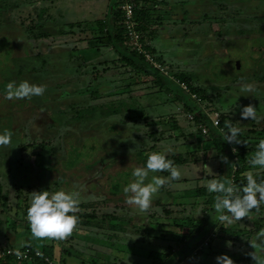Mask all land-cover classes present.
Returning a JSON list of instances; mask_svg holds the SVG:
<instances>
[{
  "label": "rangeland",
  "instance_id": "rangeland-1",
  "mask_svg": "<svg viewBox=\"0 0 264 264\" xmlns=\"http://www.w3.org/2000/svg\"><path fill=\"white\" fill-rule=\"evenodd\" d=\"M112 2L0 0V132L11 133L10 143L0 148L16 152L17 167L30 162L34 179L50 175L45 183L51 187L46 189L50 193L87 187L86 191L77 190L80 202L112 197L97 209L99 215H108L99 219V226L84 227L77 222L64 239L32 238L20 249L36 247L41 251L53 244L56 264H96L99 259L115 264H155L154 254L169 252L171 264H217L215 258L221 254L236 264L255 251L248 239L258 231V219L263 220L264 228V212L253 209L251 218L219 221L212 203H204L203 197L177 194L206 189L207 181L219 175V159L208 143V132L203 131L206 128L197 123L196 113L203 111L212 120L224 116L234 122L242 130L239 136L247 142L243 141L247 149L255 151L258 140L264 138V0H128L132 6L137 3L131 18L133 33L121 6L126 39L118 49L102 33L100 24H114ZM12 5L20 7L12 10ZM43 7L49 8L40 22L49 35L34 37L18 20L28 13L37 17ZM135 11L149 14L147 33L137 31ZM165 28L173 31V37L161 36ZM129 51L143 56L149 66L134 70L126 65L123 52ZM154 69L164 76V84L156 79ZM22 80L44 85L43 95L4 99V85ZM241 82L251 83L253 92L241 94ZM192 88L202 89V96ZM178 94L191 98L197 112L190 111ZM249 104L261 119H241L242 107ZM170 145L174 149L170 155L196 150L202 159L189 166L175 165L181 169V178L163 185L148 212L139 213L124 202L122 187L133 179L135 159ZM207 149L212 151L204 159ZM140 151L145 153L139 156ZM3 152L0 159L5 156L9 161ZM253 153L246 155V168L251 167ZM7 166L0 167V195L8 198V206H19L13 207L16 212L12 215L3 212L0 230L13 218L27 220L31 192L41 186L33 178V188L9 179ZM248 171L264 180V170L251 167L245 173ZM156 175L165 176L162 172ZM10 181L15 184L7 183ZM112 185L117 187V195L108 193ZM168 192L179 193L173 197L167 196ZM206 194V198L212 197L207 189ZM189 215L195 218L193 224L202 222L211 230L202 234L196 249L177 260L187 250L181 237L191 232L192 225L180 229L174 218ZM25 222L26 232L11 227L4 235L0 232V249H16L19 241L14 242L13 236L23 237L22 241L24 235L31 236ZM7 258V263L0 260V264H16L15 258Z\"/></svg>",
  "mask_w": 264,
  "mask_h": 264
},
{
  "label": "clouds",
  "instance_id": "clouds-1",
  "mask_svg": "<svg viewBox=\"0 0 264 264\" xmlns=\"http://www.w3.org/2000/svg\"><path fill=\"white\" fill-rule=\"evenodd\" d=\"M44 91V85L30 83L27 80H22L19 83L8 82L3 88L6 100L39 97L43 95ZM252 92L253 85L251 83L241 82V94ZM240 116L241 119H261L257 116V109L251 104L242 107ZM226 128L223 141L241 143L242 140L239 139L241 128L233 124L226 125ZM10 137L11 133L7 130L0 132V145H8ZM173 151L174 149L170 145L163 151L151 152L147 155L143 166L132 169L133 179L122 187L124 202L127 205L132 206L139 213H147L160 188L169 181L181 178V169L166 158V153ZM233 151L235 152L236 149L234 148ZM249 164L253 168L264 170V138L259 139L256 143ZM159 172H167L168 175H156ZM244 180L246 182L239 188L234 187L231 179L212 178L204 185L209 193L219 194L215 196L212 204V210L215 214H219V221H239L240 218L246 216L251 218L249 213L264 204V180H258L253 171L246 172ZM79 203L80 192L77 190L59 189L51 193L47 190L31 192L30 203L26 210L31 238L64 239L70 235L78 222V217L74 213L77 212ZM248 242L255 250L248 253L254 264H264V259H261V256L264 255V228L258 230L251 239H248ZM24 246V241H20L18 247L11 254L18 259L21 258L20 248ZM11 247L14 248V246ZM215 259L217 264H233V260L226 254H221Z\"/></svg>",
  "mask_w": 264,
  "mask_h": 264
},
{
  "label": "trees",
  "instance_id": "trees-1",
  "mask_svg": "<svg viewBox=\"0 0 264 264\" xmlns=\"http://www.w3.org/2000/svg\"><path fill=\"white\" fill-rule=\"evenodd\" d=\"M114 5V9H112L115 14V22L113 25H109L107 22L106 23H100L101 24V29H102V33L107 34V38L109 41H111V43L117 48L119 47V43H122L125 41L126 39V35H125V17L123 15V12L121 10V6L122 4L125 3V0H112ZM136 4L133 5V8L135 10L136 8ZM13 7L11 8L16 9L17 7H20L19 5H12ZM47 8L49 7H43L40 8L37 17L33 18L31 16V13H28L26 15V17L23 20H18L20 21L21 24V28H24L25 30H27L29 33H31V35H33L34 37H39V36H47L49 35V31H46V29L44 28L43 24L40 22L41 19L44 18V15L47 11ZM2 11L4 12L5 9L2 8ZM10 16V14H9ZM3 18V16H2ZM134 20L138 22L137 25V31L140 33H147L148 31V24H150V16L148 13L146 12H138L135 11L134 12ZM2 21H5V18H3ZM12 21L18 25V23H16L13 19ZM120 22V24H118ZM123 21V22H122ZM36 25V26H35ZM31 26H35V27H31ZM38 32V33H37ZM128 37V36H127ZM105 39V38H104ZM118 49V48H117ZM123 60H126L128 66L132 67L134 70H143L146 69V66H149V64L144 60L143 56H138L135 54V51H129L124 53L123 52ZM136 56H138V59L136 58ZM140 57V58H139ZM154 74L157 77V80H160L159 83H163V81H166L164 76L160 73L159 70L154 69ZM180 77L184 80L185 77L183 75H180ZM143 79V77H142ZM144 80V79H143ZM145 82L147 80H144ZM168 81V80H167ZM169 88H172L171 86H169ZM178 91L176 88L173 87V91ZM192 90L194 91V93L201 95L203 93L202 89H198V88H192ZM202 96V95H201ZM186 97V96H185ZM183 95L181 96V94L177 95V98L182 100L181 102L185 105H187L190 109V111L192 112H197V107H194V101L189 98L186 97L185 98ZM115 110H113L112 112H114ZM195 118L197 120V123L202 125L203 127L206 128V130H208V136H207V140L209 144H212L214 151H216L217 157L219 159V167H218V171H219V175H218V180H223V179H231V181L233 182L234 187L239 188L242 184H244L246 181L244 180V173L245 171L251 167H247L245 166V162H246V155L249 153L254 152V150L252 149H247L244 145V140L239 136V139H241V143L236 144L235 142H226L223 141V135L224 133L227 131L226 125L228 124H234V122L229 121L228 118L226 117H222V119L219 120V124L218 125H214L213 121L210 119V117L205 114L203 111H200L198 113H196ZM253 129V128H252ZM253 131H255L253 129ZM236 149V151L234 152L233 149ZM156 151H163V150H156ZM212 150L211 149H207L206 151L203 152V158L205 159L207 156L210 155V152ZM143 151H140L139 156L142 155ZM199 155V156H198ZM200 153L199 151L196 150H189L186 153H181V154H168L166 153V158L171 160L173 162L174 165H182V166H189L190 163H192L193 161H198L200 159H202V157H200ZM147 156L144 157H140L138 160L135 159V166H143L145 160H146ZM191 165V164H190ZM28 166L32 167L31 164H29ZM43 171V170H42ZM40 171V172H42ZM165 176L168 175L167 172H162ZM44 174V173H43ZM44 177V178H43ZM42 178H38L36 180V178L32 181H35V183L37 185H41L40 186V191L46 190L47 188H49L47 185H45V183H47V181H49L50 175H43ZM48 177V180L47 178ZM31 181V183H32ZM88 182V181H86ZM172 182V181H171ZM41 183V184H40ZM86 188H79L77 187V190L79 189H83L82 191H86ZM112 189L108 190V193L112 194V195H117L118 193V189L116 186L112 185L111 187ZM51 189V187L49 188ZM117 189V190H116ZM179 193V192H177ZM176 192H168V194L173 197H175V195L177 194ZM180 195L181 197H203L204 198V203L210 204L214 202V198L216 195V193H212V197L211 198H206V189L204 188H197V189H193V190H186V192H183L182 194H177ZM105 201H101V200H96L93 199V201H89L86 200L84 202H80L78 205V210L76 213H74V215H76L78 217V223L81 224L84 227H97L100 225L99 219L101 218L102 220H104L103 216L106 217L107 214H102L99 215L97 209H99L100 207L104 206L105 203L110 202L112 200V197H106ZM158 204H161V200L159 199L157 201ZM6 207V206H5ZM7 209V207H6ZM260 210H262L261 212H264V204L260 205L259 208ZM165 212H170V210L166 207H164ZM108 216V215H107ZM114 216L113 214H109V217ZM264 218V217H262ZM176 220H174V224L179 227L180 229H185L186 225H192V230L190 233L188 234H184L181 237V240L184 241V243L187 245V250L185 252H183L182 254L178 255V259L177 260H182L186 255L185 253L187 252H191L192 250L196 249L197 246L200 244L201 240L200 237H202L203 233H209L211 229H205L203 227L202 222L198 223L196 222L194 223L195 218L191 217V215L186 216L185 218L182 219H177L174 218ZM261 219L257 220V226H258V230H260L263 226L261 224ZM256 232H252L249 235V239H251L253 237V235ZM56 240V239H54ZM249 244V242H248ZM200 251V250H198ZM41 253L43 254V257H35L33 260V264H48L44 258H49L52 262H56V260L54 259V245L53 244H48L47 246H44V248L41 249ZM170 253L168 254H154L152 257L155 260V264H171V259H170ZM170 259V261H169ZM190 258L187 259V263L190 262L189 260ZM189 260V261H188ZM3 263H7V260H4ZM98 264H115L113 262H108L102 259H99L97 261ZM96 263V264H97ZM16 264H28L27 261H16ZM58 264V263H57ZM236 264H254L253 260L251 257L247 256V257H242L241 259L237 260Z\"/></svg>",
  "mask_w": 264,
  "mask_h": 264
},
{
  "label": "crops",
  "instance_id": "crops-1",
  "mask_svg": "<svg viewBox=\"0 0 264 264\" xmlns=\"http://www.w3.org/2000/svg\"><path fill=\"white\" fill-rule=\"evenodd\" d=\"M212 3H214V2H212ZM168 18H171V17H168ZM167 23L168 22H166L165 24H167ZM165 26H167V25H165ZM165 29H166V31H164V29L161 31V33H162L161 36L162 37H165V35H167L168 37H166V38L173 37L172 36V32L173 31L169 32V31H167V28H165ZM178 35H179V33H178ZM166 38H164V39H166ZM1 116H3V115H0V117ZM20 149H23V148H19L18 150H20ZM3 151H6V152L4 153ZM0 152L1 153L3 152L4 155H7L8 157H10L9 158V161L8 160L5 161V159H7V157H5V156H3L2 159H0V167L3 166V165H6V166L8 165L7 166V169H6V173L8 174V172H9V174H11V175H8V178L10 177L9 179H17V180L20 181V183H23L24 182L25 184L29 185L28 187L33 188V185L35 186V184L34 183H31L30 178H33L32 175H33L34 172L31 171V170H29L30 169L29 168L30 166H28V165L30 164V162H28L26 166H24V164L21 163L20 164V167L19 166L17 167V164L14 161L15 160L14 157H15V153L16 152L13 149H11V148H5V149L4 148H0ZM18 175H21L22 178L19 177ZM7 183H11L10 185H14L15 184L12 181L7 182ZM20 185H22V184H20ZM14 188H16V187L14 186ZM0 191H1V189H0ZM39 191H40V189H39ZM8 204H9L8 203V198L6 196H4V195H0V216L1 217L4 215L3 212H7V216H8V214H11L12 215L11 212H16L13 209V207L16 208V207L19 206V205H15V206L9 205L8 206ZM5 206L8 207V208L6 209ZM25 221H27V220H25ZM25 221L24 222H19V220H17L16 218H13L11 220V224L9 226L7 225L6 228L1 229L0 232L3 231L4 232L3 235L6 234V229L9 228V227H11L12 229H15L16 228V230L19 231V232H26L28 229H27V224H26ZM1 223H2V221L0 219V224ZM24 223H25V225H24ZM13 238H14L13 239L14 242H16V241H19L20 242V241H22V238L23 237L18 238L17 236H13ZM31 239H32L31 236L29 234H27V235H24L23 241L31 242L30 241ZM13 244H15V243H13ZM17 245H19V244H17ZM25 246H27V245H25ZM35 248L36 247H34V249Z\"/></svg>",
  "mask_w": 264,
  "mask_h": 264
},
{
  "label": "built area",
  "instance_id": "built-area-1",
  "mask_svg": "<svg viewBox=\"0 0 264 264\" xmlns=\"http://www.w3.org/2000/svg\"><path fill=\"white\" fill-rule=\"evenodd\" d=\"M122 6L125 9V13H126V17H127V26L129 27L130 34H132L133 33L132 32L133 25H131V23H132L131 18H132L134 8L131 4L128 3V0H125V3L122 4ZM212 121H213V123L215 121L214 125L219 124L218 119L212 120ZM203 131L207 132L206 129H203ZM14 249L15 248H12V247H4V248L0 249V260H8L7 257H13L16 259V261H27V262H29V261L33 260L35 257H43L40 251L30 249V248H25L23 250H20L21 251V258L18 259L15 255L11 254ZM44 260L48 264H56V263L52 262L49 258H44Z\"/></svg>",
  "mask_w": 264,
  "mask_h": 264
},
{
  "label": "water",
  "instance_id": "water-1",
  "mask_svg": "<svg viewBox=\"0 0 264 264\" xmlns=\"http://www.w3.org/2000/svg\"><path fill=\"white\" fill-rule=\"evenodd\" d=\"M236 67H237V69L240 68V63L239 62H237Z\"/></svg>",
  "mask_w": 264,
  "mask_h": 264
},
{
  "label": "bare ground",
  "instance_id": "bare-ground-1",
  "mask_svg": "<svg viewBox=\"0 0 264 264\" xmlns=\"http://www.w3.org/2000/svg\"><path fill=\"white\" fill-rule=\"evenodd\" d=\"M26 248H29V247H26ZM23 249H25V248H23ZM23 249H20V250H23ZM30 249H34V248H30ZM35 250V249H34ZM39 251V250H38ZM41 252V251H40ZM42 254V253H41ZM42 256H43V254H42ZM54 262V261H53ZM55 263V262H54Z\"/></svg>",
  "mask_w": 264,
  "mask_h": 264
}]
</instances>
